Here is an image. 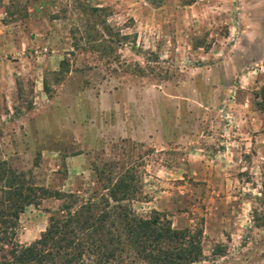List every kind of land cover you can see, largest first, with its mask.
Segmentation results:
<instances>
[{
	"label": "rangeland",
	"instance_id": "1",
	"mask_svg": "<svg viewBox=\"0 0 264 264\" xmlns=\"http://www.w3.org/2000/svg\"><path fill=\"white\" fill-rule=\"evenodd\" d=\"M263 85L264 0H0V162L83 197L129 171L132 211L199 229V264H264Z\"/></svg>",
	"mask_w": 264,
	"mask_h": 264
},
{
	"label": "trees",
	"instance_id": "2",
	"mask_svg": "<svg viewBox=\"0 0 264 264\" xmlns=\"http://www.w3.org/2000/svg\"><path fill=\"white\" fill-rule=\"evenodd\" d=\"M42 89L47 93L44 82ZM253 98L256 109L264 112V85ZM104 182L105 194L92 191L83 197L51 191L34 185L23 173L1 161L0 264L200 263L199 229H173L157 211L137 216L129 205L137 192L129 171L115 179L108 176ZM49 198L60 201L57 212L48 216L38 238L19 244V215Z\"/></svg>",
	"mask_w": 264,
	"mask_h": 264
}]
</instances>
